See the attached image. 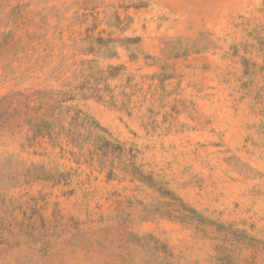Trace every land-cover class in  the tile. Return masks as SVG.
Wrapping results in <instances>:
<instances>
[{"label":"rangeland","instance_id":"obj_1","mask_svg":"<svg viewBox=\"0 0 264 264\" xmlns=\"http://www.w3.org/2000/svg\"><path fill=\"white\" fill-rule=\"evenodd\" d=\"M0 264H264V0H0Z\"/></svg>","mask_w":264,"mask_h":264}]
</instances>
